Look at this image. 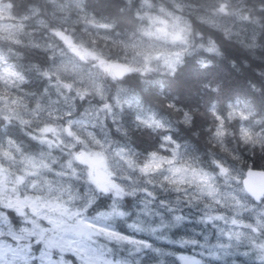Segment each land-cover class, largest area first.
I'll return each mask as SVG.
<instances>
[{"label":"snow or ice","instance_id":"6c2138e0","mask_svg":"<svg viewBox=\"0 0 264 264\" xmlns=\"http://www.w3.org/2000/svg\"><path fill=\"white\" fill-rule=\"evenodd\" d=\"M144 7H152L150 0L138 11ZM218 11L227 8L221 4ZM260 15L264 18V10ZM40 24L79 60L97 59L77 50L63 29ZM172 27L165 34L179 43V51L139 53L142 62L129 64L100 60L109 78L103 84L86 81L75 64L62 63L51 44L42 49L33 41L44 59L27 67L10 62L0 48V84L23 90L31 77L42 82L24 96L0 89V264H221L234 252L253 254L264 264V108L257 112L239 99L223 110L211 103L202 158L175 138L171 113H179L178 124L191 127L192 111L166 96L161 103L169 112L146 107L128 86L130 77L147 83L154 75L174 76L196 50L179 18ZM2 32L12 44L22 43L8 26H0ZM251 39L245 47L257 46L254 30ZM260 41L264 45V30ZM199 48L220 54L211 39ZM13 127L35 151L12 135ZM135 133L153 137L155 147L141 148ZM193 209L196 223L213 229L211 236L188 229Z\"/></svg>","mask_w":264,"mask_h":264},{"label":"trees","instance_id":"16d2710c","mask_svg":"<svg viewBox=\"0 0 264 264\" xmlns=\"http://www.w3.org/2000/svg\"><path fill=\"white\" fill-rule=\"evenodd\" d=\"M12 6L16 16L24 17L27 22L26 28L30 37L26 43L14 45L7 40L6 33H0V47L9 51L11 58L18 65L27 67L33 62H42L43 51H36L32 47L33 41L51 39L55 43H61L57 38L51 36V30L44 31L40 24L44 20L46 24L63 29L67 35H72V26L81 32L82 24L69 26L60 21L58 16L69 15L78 18L81 11L91 15L98 25L97 41H92V36L84 37L88 42V49L101 51L111 59H121L122 48L112 41V38H129L130 35L139 33L150 23L148 11L156 12L160 5L170 8L183 15L188 22L191 38L196 43V50L191 56L185 57L184 63L178 68L174 76L164 74L149 77L145 83L143 79L130 77L128 86L135 88L142 96L145 106L164 109L161 101L164 96L168 100L185 109L192 111L194 123L191 127H185L177 123L179 113H171L174 122L175 138L182 144L190 146V155H205L207 145L204 129L209 126L211 119L207 114L208 106L215 102L223 110L224 105L237 99L246 100L260 112L264 108V45H261L260 34L264 30V18L260 12L264 10V4L258 0H177L181 2L178 8L171 0H150L152 7L141 8L143 0H81L78 5H73L72 0H4ZM224 4L227 11H218ZM65 11H60V7ZM39 9L37 12L36 10ZM248 16V20L242 19ZM253 30L256 35V47L247 48L244 45L253 43L251 37ZM27 36V35H26ZM24 36V38L26 37ZM108 37V38H106ZM214 40L220 54L208 55L199 48V43ZM243 41V43H241ZM81 53L84 52L83 48ZM98 53V52H97ZM87 62L97 61L92 57H85ZM201 60L207 65L202 66ZM103 82L108 80L106 73H102ZM41 81L31 77L27 82L29 89L36 92L40 89ZM107 87L108 85L105 84ZM211 89H218L213 92ZM163 93V95H161ZM13 136L23 142L28 151H35L31 142L27 140L17 127L11 130ZM133 140L141 148L151 149L155 147V139L146 133H135Z\"/></svg>","mask_w":264,"mask_h":264},{"label":"rangeland","instance_id":"374dc122","mask_svg":"<svg viewBox=\"0 0 264 264\" xmlns=\"http://www.w3.org/2000/svg\"><path fill=\"white\" fill-rule=\"evenodd\" d=\"M176 7L181 6V2L177 0H171ZM65 11V9H64ZM150 23L147 27L143 28L139 33L130 35L129 38H112V41L116 44H118L122 50V58L121 59H111L108 56H106L101 51L95 52L94 49L90 48L88 49V42L84 39V37H87L89 35L92 36V41H97V37L95 36L98 34V29L96 28L98 25H100L91 15H87L85 12L81 11L79 13L78 18H70L69 15L65 14L64 16H58L57 19L60 21L65 22L69 26H72L73 24H78V22H81L82 32L78 29L72 26L71 33L72 35H68L72 41L73 45L77 50L81 52L80 48H83L84 52H92L95 53L97 61L87 62L84 58L83 60H79L78 57L72 52V49L65 45L62 41L61 43H55L51 39H43L42 41H34L36 43H39L43 48H46L48 44L52 45V48L54 49L55 54L61 59L62 63H70L75 64L76 69L80 76H82L86 81L93 80L98 83H104L102 78V69L100 67V60H103L106 64L111 65H120V64H129L133 63V61L142 62V56L138 55L139 53H173L180 50V46L178 42H173L170 35H166L165 33H171L173 32V23L176 20V18H179V24L180 27H187L189 29V36L190 35V28L188 25L187 20L183 15L176 11H172L170 8H165L164 6L160 5L158 7V10L156 12H149L148 14ZM151 17H159L160 21H163L164 23L157 22L153 24ZM92 18L96 22L94 24L87 23V19ZM27 22L25 21L24 17L16 16L13 13L12 6L5 2L4 0H0V26H8L9 30L16 36L17 39H20L22 43H26L28 38L30 37V34L27 32L26 28ZM55 30L57 27H54ZM158 29H164V32L158 31ZM52 31V30H51ZM152 33L151 35L147 33ZM7 35V32H4ZM27 35V36H26ZM24 36H26L24 38ZM108 38V37H106ZM32 44V43H31ZM1 48V47H0ZM4 54L9 57L10 62L16 63L11 58V54L6 49H2ZM155 63V62H153ZM106 87V86H105ZM0 89H7V91L15 96V95H21L24 96L26 92H32L29 89V85H25L24 89L21 90L19 88H16L14 85H4L0 84ZM188 215L192 218L191 223L188 224V229H195L197 232H205L209 236L212 235L213 229L206 226L196 223L197 219V210L193 209ZM218 227L223 228L225 231L229 229V225L224 224L222 222H218ZM182 230V231H186ZM215 242V241H213ZM179 254V253H178ZM233 261H239V264H257V260L255 255L250 254L246 257L244 256H237L234 252L231 257L224 258L221 262V264H232Z\"/></svg>","mask_w":264,"mask_h":264}]
</instances>
